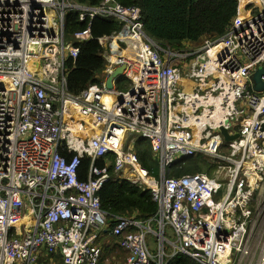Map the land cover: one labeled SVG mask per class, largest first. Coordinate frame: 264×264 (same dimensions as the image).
I'll use <instances>...</instances> for the list:
<instances>
[{
    "label": "built area",
    "instance_id": "built-area-1",
    "mask_svg": "<svg viewBox=\"0 0 264 264\" xmlns=\"http://www.w3.org/2000/svg\"><path fill=\"white\" fill-rule=\"evenodd\" d=\"M69 12L86 22L70 35ZM97 17L122 26L95 37ZM90 40L103 49V81L75 94L66 61ZM187 47L151 38L138 4L0 0V264H59L54 256L109 264L99 244L106 231L123 264H171L179 254L198 264H264V89L251 79L264 67V0H238L223 34ZM120 67L130 80L117 89L119 76L109 89ZM222 127L238 137L227 141ZM137 137L158 155V177L140 162ZM189 155L222 163L211 174L171 176ZM113 177L149 188L156 214L104 210L99 192Z\"/></svg>",
    "mask_w": 264,
    "mask_h": 264
},
{
    "label": "trees",
    "instance_id": "trees-1",
    "mask_svg": "<svg viewBox=\"0 0 264 264\" xmlns=\"http://www.w3.org/2000/svg\"><path fill=\"white\" fill-rule=\"evenodd\" d=\"M89 5H98L103 0H76ZM125 6L138 4L142 10V18L146 33L163 47L173 50L185 49V42H196L207 35L217 37L223 34L234 19L238 11V0H116ZM122 24L115 18L98 17L92 23L93 36L101 37L112 34L120 29ZM86 27V22H80L75 13H68L66 25L70 35L78 29ZM206 36V37H207ZM188 48V47H187ZM102 47L97 41L84 43L80 47L77 58L66 61L68 87L72 93L79 94L89 85L102 83L105 60ZM116 82L117 89L122 88V81ZM137 137L134 150L145 168L153 170L156 163L147 139ZM150 141V140H148ZM66 157L71 155L66 149L62 152ZM114 154L109 158L113 159ZM209 163L205 155L186 157L173 166L171 176H180L187 173H196L204 169ZM90 158L85 157L79 168L81 180L87 178ZM102 164V161L99 162ZM112 171V167H110ZM102 208L111 214H137L138 219H147L154 216L158 205L154 201L150 189L143 190L128 180H119L113 177L99 192ZM59 260L60 257H57ZM59 262V261H58ZM61 262V261H60ZM47 264V261H44ZM171 264H198L186 255L173 258Z\"/></svg>",
    "mask_w": 264,
    "mask_h": 264
},
{
    "label": "crops",
    "instance_id": "crops-1",
    "mask_svg": "<svg viewBox=\"0 0 264 264\" xmlns=\"http://www.w3.org/2000/svg\"><path fill=\"white\" fill-rule=\"evenodd\" d=\"M185 44L193 45L195 42H185ZM99 244L102 248V261L106 260L109 264H116L117 261L121 263L125 259V252H123L118 244H116V241L110 231H106L104 234H102L101 238L99 239ZM54 257L57 261H59V264H62L60 259H57V257L60 256Z\"/></svg>",
    "mask_w": 264,
    "mask_h": 264
},
{
    "label": "rangeland",
    "instance_id": "rangeland-1",
    "mask_svg": "<svg viewBox=\"0 0 264 264\" xmlns=\"http://www.w3.org/2000/svg\"><path fill=\"white\" fill-rule=\"evenodd\" d=\"M206 36L207 35H204V36H202L199 40L200 41H196L195 42V44H193V45H190V44H187V46H190L191 48H193V47H197V46H199L200 44H202L204 41H205V39H206ZM208 37V36H207ZM185 49H187V48H185ZM185 49H181V50H185ZM68 82V81H67ZM122 83L123 84H126L127 83V81L126 80H123L122 81ZM147 142H149L150 144H151V142L150 141H148V140H146ZM152 145V144H151ZM151 150H152V155H153V158H154V160L156 161V163L152 166V168H153V171H154V173H153V175L155 176V177H158V175H159V172H158V161H159V157H158V155L156 154V152L153 150V148L151 147ZM223 153H227V152H223ZM208 160H209V163L206 165V166H204V171H206V172H209V173H212L214 170H215V167L219 164V163H222L220 160H218V159H212V158H209L208 157ZM257 199L258 200H264V184L262 185V187H261V189L258 191V194H257ZM258 202L256 201V204H257ZM156 228V227H155ZM116 241V240H115ZM148 241L150 242V245L152 246V247H156V243H155V237H153L152 235H148ZM116 244H117V241H116ZM112 255H113V253H112ZM126 257V256H125ZM39 264H46V263H42V262H40ZM116 264H123V262H116ZM247 264H250V263H247Z\"/></svg>",
    "mask_w": 264,
    "mask_h": 264
},
{
    "label": "water",
    "instance_id": "water-1",
    "mask_svg": "<svg viewBox=\"0 0 264 264\" xmlns=\"http://www.w3.org/2000/svg\"><path fill=\"white\" fill-rule=\"evenodd\" d=\"M123 69L124 67H120L116 69L114 73L110 75V77L107 79L106 84L109 89L113 88L114 79L122 75ZM263 75H264V67H261L258 70H256V72L251 77L253 82V88L257 91H262L264 89V81L262 80ZM221 129L227 141L236 139L238 137L237 134L233 136L229 135L228 131L223 127Z\"/></svg>",
    "mask_w": 264,
    "mask_h": 264
},
{
    "label": "bare ground",
    "instance_id": "bare-ground-1",
    "mask_svg": "<svg viewBox=\"0 0 264 264\" xmlns=\"http://www.w3.org/2000/svg\"><path fill=\"white\" fill-rule=\"evenodd\" d=\"M98 18V17H97ZM145 30V29H144ZM146 32V31H145ZM90 41H97V40H90ZM90 41H87V42H90ZM87 42H85V43H87ZM101 46V45H100ZM185 46H186V48H187V45L185 44ZM102 47V46H101ZM123 76H126L127 77V79L128 80H130V77L128 76V75H126V74H122L121 75V77H123ZM121 77H119V78H121ZM117 82V81H116ZM116 82L114 83V85L116 86V88H117V85H116ZM122 86H124L123 85V83H122ZM140 139H147V140H149L147 137H141ZM186 157H192L191 155H189V156H184V157H181V158H179L176 162H175V164L176 163H178L179 161H181V160H183V159H185ZM174 164V165H175ZM203 172H206V171H204V170H202ZM208 174H211V173H209L208 172ZM133 184V183H132ZM141 189H143V190H146V189H149V188H142V187H140ZM152 192V191H151ZM141 220V219H140ZM117 244H118V242H117ZM179 255H184V254H179ZM188 257V256H187ZM190 258V257H189Z\"/></svg>",
    "mask_w": 264,
    "mask_h": 264
}]
</instances>
